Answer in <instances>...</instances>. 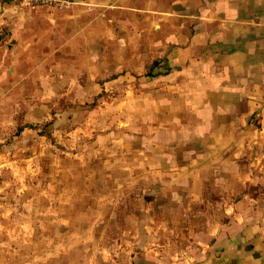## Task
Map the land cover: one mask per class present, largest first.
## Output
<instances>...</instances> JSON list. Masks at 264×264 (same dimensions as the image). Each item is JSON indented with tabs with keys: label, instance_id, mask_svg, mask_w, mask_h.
<instances>
[{
	"label": "rangeland",
	"instance_id": "rangeland-1",
	"mask_svg": "<svg viewBox=\"0 0 264 264\" xmlns=\"http://www.w3.org/2000/svg\"><path fill=\"white\" fill-rule=\"evenodd\" d=\"M110 7L45 10L0 47V264L174 258L205 228L161 195L162 26Z\"/></svg>",
	"mask_w": 264,
	"mask_h": 264
},
{
	"label": "crops",
	"instance_id": "crops-1",
	"mask_svg": "<svg viewBox=\"0 0 264 264\" xmlns=\"http://www.w3.org/2000/svg\"><path fill=\"white\" fill-rule=\"evenodd\" d=\"M75 1L160 22L168 54L157 76L174 109L151 146L159 180L174 187L161 195L205 216L181 256L131 264H264V0ZM45 10L0 0V47L18 45Z\"/></svg>",
	"mask_w": 264,
	"mask_h": 264
},
{
	"label": "built area",
	"instance_id": "built-area-1",
	"mask_svg": "<svg viewBox=\"0 0 264 264\" xmlns=\"http://www.w3.org/2000/svg\"><path fill=\"white\" fill-rule=\"evenodd\" d=\"M24 4L42 6L47 9L64 8L74 4L75 0H20Z\"/></svg>",
	"mask_w": 264,
	"mask_h": 264
}]
</instances>
